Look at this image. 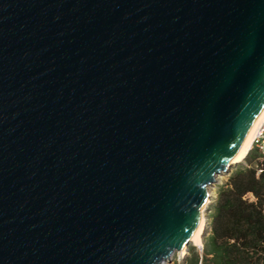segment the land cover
<instances>
[{"label":"water","instance_id":"water-1","mask_svg":"<svg viewBox=\"0 0 264 264\" xmlns=\"http://www.w3.org/2000/svg\"><path fill=\"white\" fill-rule=\"evenodd\" d=\"M263 105L264 0H0V264H166Z\"/></svg>","mask_w":264,"mask_h":264},{"label":"trees","instance_id":"trees-1","mask_svg":"<svg viewBox=\"0 0 264 264\" xmlns=\"http://www.w3.org/2000/svg\"><path fill=\"white\" fill-rule=\"evenodd\" d=\"M245 164H238L228 183L219 187L205 228L203 249L191 250L179 264H264V168L259 153L252 150ZM252 192L257 201L244 199Z\"/></svg>","mask_w":264,"mask_h":264},{"label":"bare ground","instance_id":"bare-ground-1","mask_svg":"<svg viewBox=\"0 0 264 264\" xmlns=\"http://www.w3.org/2000/svg\"><path fill=\"white\" fill-rule=\"evenodd\" d=\"M263 120H264V105L259 110L258 114L256 115V117L252 121L246 135L244 136V138L242 139L241 143L239 144L237 150L235 151V153L233 155L232 163L241 162L246 158L247 154L249 153V151L252 147V140H253V136L255 134V131H256L257 127L262 123ZM209 193L211 194L210 190H209ZM210 201L211 200L209 198V200L207 201V204L203 208V214H202L201 221H200L199 225L197 226V228H196V230H195V232L191 238L192 243L195 245H198L200 247L203 246L202 238H203V233H204L205 225H206L205 212H206V207ZM184 252H185V249H183L181 251L182 254H184Z\"/></svg>","mask_w":264,"mask_h":264},{"label":"rangeland","instance_id":"rangeland-1","mask_svg":"<svg viewBox=\"0 0 264 264\" xmlns=\"http://www.w3.org/2000/svg\"><path fill=\"white\" fill-rule=\"evenodd\" d=\"M251 151V150H250ZM249 151V152H250ZM245 161H250V159H247V157L238 163H235L234 165H232L231 169H229L228 171L225 172H221L216 176V181L215 183L211 184L209 186V190L211 191V203L209 204V207L207 208L206 212H205V216H206V225L205 228L208 227L209 223H210V215H211V205L214 202L216 196H217V191L219 189L220 186L222 185H226L228 183L230 174L232 173V171L237 167L238 164H245ZM205 231V230H204ZM204 235V233H203ZM202 244H203V238H202ZM193 247H196V249L198 251H201V247L198 245H195L191 242V244L189 245V248L184 252V254L180 252H176L171 256V259L169 261L166 262V264H179L180 262H182L184 260V258L186 256H190L189 254L191 253V250Z\"/></svg>","mask_w":264,"mask_h":264},{"label":"built area","instance_id":"built-area-1","mask_svg":"<svg viewBox=\"0 0 264 264\" xmlns=\"http://www.w3.org/2000/svg\"><path fill=\"white\" fill-rule=\"evenodd\" d=\"M250 150L251 151L256 150L259 153V157H258L259 161L264 160V120L257 127V129L255 131V134H254L253 140H252V147ZM245 165L247 167H251V165H249L246 162H245ZM256 166L258 167L257 175H259L260 173L263 172L264 168H262V166H258V164ZM244 199H247L249 201H254V202L257 201V197L252 192H248L247 194H245ZM262 211L264 213V203H263ZM201 250H202V248H201Z\"/></svg>","mask_w":264,"mask_h":264}]
</instances>
